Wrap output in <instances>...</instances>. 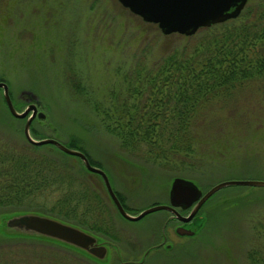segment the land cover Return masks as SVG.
Here are the masks:
<instances>
[{
  "label": "rangeland",
  "instance_id": "rangeland-1",
  "mask_svg": "<svg viewBox=\"0 0 264 264\" xmlns=\"http://www.w3.org/2000/svg\"><path fill=\"white\" fill-rule=\"evenodd\" d=\"M261 1L247 0L235 17L223 22L242 17L247 5L255 11ZM10 10L11 23L0 24V80L8 84L14 109L23 110L26 96L35 101L45 116L32 117L34 139L53 137L65 145L74 141L76 150L107 173L130 213L167 203L175 176L190 179L202 193L224 179L264 180V78H254L239 93L213 99L202 109L194 129L196 147L181 167L158 165L138 155L141 149L133 153L120 147L99 116L98 109L106 110L109 101L132 88L130 77L155 68L173 49L195 47L205 38V28L186 36L163 34L157 24L143 22L117 0H11ZM2 98L0 89V149L50 156L76 189L98 195V205L85 202L90 205L86 222L100 228L87 229L90 233L115 245L106 259L138 257L145 245L159 240L165 209L133 221L121 218L98 174L54 144L35 146L25 140V119L13 117ZM56 196L50 192L41 199L50 206ZM201 205L195 235H174L167 227L166 239L181 249L171 256L152 251L154 264H264V187L225 186ZM12 208L0 210V264H110L43 237L8 231L5 218L23 211L9 212ZM95 218L108 224L102 220L100 226Z\"/></svg>",
  "mask_w": 264,
  "mask_h": 264
},
{
  "label": "trees",
  "instance_id": "trees-1",
  "mask_svg": "<svg viewBox=\"0 0 264 264\" xmlns=\"http://www.w3.org/2000/svg\"><path fill=\"white\" fill-rule=\"evenodd\" d=\"M241 15L240 20L206 27L205 38L195 47L173 49L155 68L138 71L127 81L132 88L109 101L106 110L96 106L120 147L133 153L141 149L138 155L158 165L181 167L196 147L194 129L202 109L213 99L239 93L250 80L264 78V1L255 11L247 5ZM75 146L74 141L66 144ZM75 187L50 156L0 149V210L13 207L9 212H18L22 207L89 230L90 205L85 202L91 195ZM50 192L58 196L48 206L41 198ZM95 196L93 192L92 203L98 205Z\"/></svg>",
  "mask_w": 264,
  "mask_h": 264
},
{
  "label": "water",
  "instance_id": "water-1",
  "mask_svg": "<svg viewBox=\"0 0 264 264\" xmlns=\"http://www.w3.org/2000/svg\"><path fill=\"white\" fill-rule=\"evenodd\" d=\"M120 5L127 7L132 14L140 16L144 22H152L157 24L160 31L163 34L169 33H181L186 35L195 34L199 27L206 28L212 24L219 22H225L227 18L235 17L241 8L246 4L247 0H117ZM1 92L3 93V101L7 105V110L13 115V117L25 118V123L22 128L25 140L35 146L41 144L51 143L55 145V148L66 152V154L75 155L82 163L87 171L97 172L104 182V187L109 193V198L116 204V209L119 210L121 217L129 219L131 221L141 218L144 214L153 212L158 209H168L175 213L178 217L175 206H181L182 208L189 206L195 201L194 208L189 212L187 217L182 218L188 220L197 211L200 204H202L209 196H211L216 190L223 189L229 185H252L264 187V180L260 178H234L224 179L214 183L212 187H209L203 193L200 187L194 182L185 177L175 176L170 183V189L168 197H170V203L168 204H153L148 206L142 211L131 215L124 210L120 201L116 197V193L110 187V182L107 178V174L104 170L98 169L91 164L87 159L86 154L82 150H76L75 148L66 147L65 143L59 140H55L53 137L37 138L34 139L29 127L32 117L36 115L43 117L44 112L36 110V103L30 102L23 110L14 109L13 103H11L10 93L8 92V84L6 82H0ZM29 93L32 92L28 91ZM34 96L32 95V98ZM30 100V99H29ZM30 110V111H29ZM197 200V201H196ZM3 226L12 233L18 235H36L39 238H45L49 241L57 242L61 245L69 247L71 250H77L80 253H86L92 260L103 261L106 258V245L97 242V236L90 233L85 228H80L78 225L68 223L64 220H59L58 217L48 215L44 213H37V211L23 210L20 213H13L10 217H6ZM182 234H189L191 231L182 232ZM10 233V232H9ZM99 240V239H98Z\"/></svg>",
  "mask_w": 264,
  "mask_h": 264
},
{
  "label": "flooded vegetation",
  "instance_id": "flooded-vegetation-1",
  "mask_svg": "<svg viewBox=\"0 0 264 264\" xmlns=\"http://www.w3.org/2000/svg\"><path fill=\"white\" fill-rule=\"evenodd\" d=\"M10 8H11V0H0V24H2V23H5V24H10L11 23V10H10ZM0 82H4V81H2V80H0ZM0 89H1V87H0ZM25 93H27V94H31V93H29L28 91H24ZM32 100L30 99L29 100V96H26V97H24V99H23V102H26V104H25V106L26 105H28L30 102H31ZM32 102H35V101H32ZM36 110H37V107H36ZM30 111V110H29ZM23 118V117H22ZM23 119H25V118H23ZM32 120V119H31ZM25 121V120H24ZM31 122V121H30ZM32 123V122H31ZM30 126H31V124H30ZM84 152V151H83ZM85 153V152H84ZM86 154V153H85ZM87 157V156H86ZM87 159L88 160H90V162L92 161L90 158H88L87 157ZM91 164H93V161L91 162ZM94 165V164H93ZM95 166V165H94ZM96 167L98 168V166L96 165ZM99 169V168H98ZM101 169V168H100ZM94 173H96V174H98L97 172H94ZM107 174V173H106ZM107 176V175H106ZM98 177L99 178H101L100 177V175L98 174ZM108 178V177H107ZM102 180V179H101ZM110 182V181H109ZM104 183V182H103ZM105 185V184H104ZM110 187L112 188V186H111V183H110ZM105 188V187H104ZM106 190V189H105ZM112 190H114L115 191V193H116V197H117V199L120 201V203H121V206L124 208V210H126V205H127V203H126V201L123 199V196H120L119 195V193H118V191L116 190V189H114V188H112ZM202 192V191H201ZM107 193H108V191H107ZM168 193L169 192H167V195H166V197L168 198V202L167 203H165V204H168V203H170V197H168ZM108 195H109V193H108ZM109 197V196H108ZM88 199L90 200V203L92 202V195L90 196V197H88ZM109 200L112 202V206L113 207H115V209H116V204L114 203V201L113 200H111L110 198H109ZM197 201V200H196ZM194 204H195V201L192 203V204H190L189 206H187V207H184V208H182L181 206H175L174 208L176 209V211H177V214L178 215H180V217H178L175 213L173 214V212H171V210H168V209H165V208H163V209H165L166 211H167V213H166V215L164 216V219H162V221H161V224H160V234H159V240L158 241H155V242H149L147 245H145V247L142 249L143 251H142V253L137 257V256H135V257H132V256H130L129 258H126L125 260H122L121 258V256L119 255V256H116V261H112L111 262V259H106L105 257H104V259H103V261L102 262H104V260L106 261L107 260V262H110V264H147L146 262L149 260L150 261V263L149 264H154V262H153V260L151 259V256L150 255H152L151 254V252L152 251H159V249H160V253H162L163 252V254L165 253H168V255H174V254H176L177 253V251L178 250H180L181 249V246L180 245H178L177 244V246L176 245H173V243L172 242H169L168 241V239H166V237H167V233H166V228L167 227H169V228H171L172 229V232L174 233V235H178V236H185V235H189V236H194L195 235V233L197 232V226H198V223H199V220L201 221V216L199 215V212H200V207L202 206L201 204V206H199V208L197 209V211H195L194 212V215L191 217V218H189L188 220H183L182 218H184V217H187L188 216V214H189V212L194 208L193 206H194ZM153 206V205H152ZM163 209H161V210H163ZM117 210V209H116ZM118 212H119V210H117ZM127 212H129L128 210H126ZM141 210H139V211H137V212H133V214H136V213H138V212H140ZM155 211V210H154ZM130 213V212H129ZM152 213V212H151ZM119 214H120V212H119ZM131 215H133L132 213H130ZM91 215H93L92 213H91ZM145 215V214H144ZM122 215L120 214V217H121ZM143 217V216H142ZM182 217V218H181ZM91 218V217H90ZM121 218H124V217H121ZM126 219V218H125ZM103 220V219H102ZM101 220V221H102ZM103 221H106V219H104ZM106 224H108L107 223V221H106ZM109 226V225H108ZM90 229V228H89ZM168 229V228H167ZM87 230V229H86ZM94 230V229H93ZM93 230H91L90 229V231H93ZM182 230V232H185V231H191V232H189V234H187V233H185V234H182L180 231ZM94 231H96V230H94ZM92 234H95L94 232H91ZM108 233H109V231H108ZM96 236H97V242H99V243H101V245L103 244H105L106 245V247H105V249H106V251L105 252H107V250L108 249H112V247L114 248V244H112L113 242L112 241H110L109 239H107V238H103V239H101L97 234H95ZM98 238H99V240H98ZM179 246V248H177ZM159 253V254H160ZM108 254V252L106 253V255ZM158 254V253H157ZM149 256V257H148ZM148 259V260H147Z\"/></svg>",
  "mask_w": 264,
  "mask_h": 264
}]
</instances>
